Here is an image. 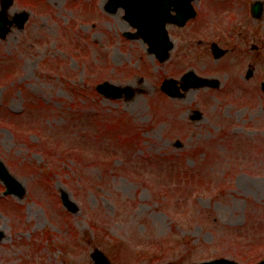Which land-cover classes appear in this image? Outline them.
I'll return each instance as SVG.
<instances>
[{
  "label": "rangeland",
  "instance_id": "rangeland-1",
  "mask_svg": "<svg viewBox=\"0 0 264 264\" xmlns=\"http://www.w3.org/2000/svg\"><path fill=\"white\" fill-rule=\"evenodd\" d=\"M105 1L14 0L9 10L28 18L0 39V161L25 194L3 196L0 182V264H89L94 248L121 264L259 262L264 13L252 19L248 6L264 0H195L197 18L167 26L174 47L163 63L123 36L135 30ZM217 37L231 50L214 60ZM187 71L219 87L161 92ZM101 82L133 95L102 97ZM193 111L202 117L190 120Z\"/></svg>",
  "mask_w": 264,
  "mask_h": 264
},
{
  "label": "water",
  "instance_id": "water-1",
  "mask_svg": "<svg viewBox=\"0 0 264 264\" xmlns=\"http://www.w3.org/2000/svg\"><path fill=\"white\" fill-rule=\"evenodd\" d=\"M193 0H108L104 10L110 14H115L120 8L124 10L123 19L129 25L136 29V33H124V36L129 39L141 38L148 46V52L154 54L159 62H165L169 56V51L173 48V44L169 41L168 34L165 29L166 23H173L182 27L189 18L194 17L195 12L191 5ZM12 5V0H0V39H4L9 32L10 26L15 24L17 28L21 29L28 18V13L21 12L15 14L11 20L8 19L7 11ZM262 8L260 4L256 3L252 6V12L256 17H259ZM174 12V15H171ZM213 54L215 58H219L224 54V51L218 49L213 45ZM251 75L248 72L246 77ZM181 86H177L176 80L167 79L161 83L160 89L170 97H181V91H187L190 88H200L204 86L217 87V82L206 78H198L192 72L187 73L181 79ZM99 94L106 98L120 99L122 96L125 99L132 97L133 92L129 87L112 86L107 82H103L96 86ZM264 90V86L262 87ZM194 118H199L200 114L195 112ZM175 147H180V143L176 142ZM0 182L4 185V195H13L21 199L25 194L23 186L13 178L7 171L4 164L0 161ZM61 201L63 206L71 213H77V205L70 201L65 193L61 194ZM3 234L0 233V241ZM97 250L92 254L94 264H110L105 256ZM174 264V263H165ZM186 264V263H185ZM195 264V263H193ZM197 264H237L227 259H216L212 261L201 262ZM257 264H264V259Z\"/></svg>",
  "mask_w": 264,
  "mask_h": 264
},
{
  "label": "flooded vegetation",
  "instance_id": "flooded-vegetation-1",
  "mask_svg": "<svg viewBox=\"0 0 264 264\" xmlns=\"http://www.w3.org/2000/svg\"><path fill=\"white\" fill-rule=\"evenodd\" d=\"M235 1V0H234ZM230 5V4H229ZM216 6V3H209V6H207L208 7V9H211V7H215ZM247 5L245 4V7H246ZM245 7H243V9H245ZM249 9H250V7H249ZM245 12V11H244ZM247 12V11H246ZM250 12V11H249ZM248 12V13H249ZM215 13V12H214ZM221 12H217L216 14H220ZM228 13H230L231 14V12H228ZM242 21L245 23V25L246 26H248L249 25V23H247V21L245 20H243V16H242ZM241 24H243V23H241ZM204 24H202L201 23V26H203ZM170 26H172V25H170ZM175 27V26H174ZM173 27V28H174ZM175 28H177V27H175ZM179 29V28H178ZM182 29V28H181ZM197 29V28H196ZM250 29V28H249ZM233 34H236L237 35V37L240 35V30L237 32V31H234L233 32ZM223 35H225L226 36V33L225 34H223ZM219 36V35H218ZM211 37H214V35H212ZM227 37H231L230 35L229 36H227ZM218 39H214V38H211L212 40L209 42V48L211 49V47L213 46V43H215V44H217L219 47H221L222 49H223V47H225L224 49L226 50V51H228V53H229V51L231 50V48L229 47V41L227 42V41H225V42H223L224 44H222L221 42H220V38L219 37H217ZM207 41H209V40H207ZM206 42V41H205ZM199 43H201V41L199 42ZM223 46V47H222ZM260 45L258 44V42H256V44H251V50H252V52H258L259 51V49H260V47H259ZM210 52H211V50H210ZM212 54V53H211ZM227 54V53H226ZM225 54V55H226ZM224 55V56H225ZM223 56V57H224ZM253 67V71L251 72V75L249 76V77H246L247 76V74H248V69H250V68H252ZM250 67V68H249ZM247 70L245 71V74H244V79L245 80H250V78H253V76H255V71H256V68H255V63L254 62H251V63H249L248 64V67L246 68ZM263 82V81H262ZM262 82H260L261 84V86H262ZM199 114H201V113H199ZM192 116H196V114H192L191 116H190V120H193L192 119ZM202 117V115H200V118ZM199 118V119H200ZM113 252V251H112ZM110 253V252H108V251H105L104 252V256H106L108 259H109V261H110V263L111 264H121V263H123V261H121L120 259H123V257L121 256V257H118V254L117 253ZM89 264H92V263H89Z\"/></svg>",
  "mask_w": 264,
  "mask_h": 264
}]
</instances>
